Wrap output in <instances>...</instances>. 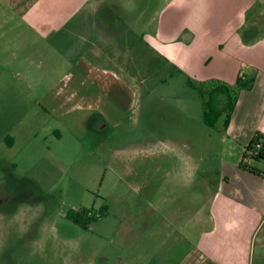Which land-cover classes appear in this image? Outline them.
I'll return each instance as SVG.
<instances>
[{
  "label": "rangeland",
  "instance_id": "1",
  "mask_svg": "<svg viewBox=\"0 0 264 264\" xmlns=\"http://www.w3.org/2000/svg\"><path fill=\"white\" fill-rule=\"evenodd\" d=\"M116 1L129 8L130 0ZM157 15L122 12L121 28L112 37L86 28L69 45L64 29L54 44L35 37L36 44L31 33L28 42L0 40V180L20 194L16 208L0 216V264H183L191 257L211 224L209 201L220 177L213 170L217 150L190 156L195 142L190 135L199 126L187 123L191 132L181 141L170 130L143 126L139 118L120 125L130 137L112 140L113 130L101 126L95 114L79 109L62 117L57 108L67 95L59 87L77 51L87 49L88 77L112 72L127 88L134 111L162 98L190 104L193 122L203 121L209 92L201 85L192 89L182 75H169L170 63L140 41L148 17L154 24ZM51 87L54 92H46ZM46 95L53 105L44 103ZM222 115L212 125L223 126ZM252 165L264 178V160ZM254 192L264 194V183ZM233 213L230 226L238 234L231 245L239 243L246 264H264V221Z\"/></svg>",
  "mask_w": 264,
  "mask_h": 264
},
{
  "label": "crops",
  "instance_id": "2",
  "mask_svg": "<svg viewBox=\"0 0 264 264\" xmlns=\"http://www.w3.org/2000/svg\"><path fill=\"white\" fill-rule=\"evenodd\" d=\"M129 2L126 9L120 8L116 0H0V40L10 45L28 42L31 40L26 34L31 33L36 44L39 39L54 44L58 31L64 29L63 41L69 45L71 36H80V30L86 28H98L96 35L99 37L103 34L112 37L111 31L121 28L119 14L122 12L156 13L154 24L150 17L145 22L147 30L140 36V41L170 63L169 75H182L192 89L201 85L203 93L213 92L214 86L218 85L232 90L238 76L251 79L250 88L232 92L235 101L228 122L224 123L226 112H223V126L214 124L210 127L204 119L201 121L202 118L200 123H194L191 117L194 110L190 104L187 107L182 102H162L159 98L134 111V101H129L127 88L112 72L105 69L96 74L93 71L92 78L88 77L92 71L89 74L86 49L77 51L71 72L66 74L59 87L61 92L63 88L67 89V95L57 107L62 117L79 109L88 115L95 114L101 126L113 130L112 140L130 137L129 132H121L120 125L131 121L135 124L139 118L143 126L159 128L163 133L170 130L175 139L181 141L184 134L190 135L191 128L189 131L187 123L199 126V132L190 135L195 141L190 156L196 157L201 151L207 153L205 156H212L217 150L219 156L212 159L215 162L219 158V164L213 170L220 173V177L218 189L209 201L207 219L211 224L198 236L190 251L191 257H186L183 264H246L241 250H237L239 243L231 245V237L238 233L231 230L230 223L236 217L233 213L236 210L247 216L254 215L255 220L258 217L259 223L264 221V194L254 192L258 184L264 183V178L239 167L244 147L258 136L264 144V0ZM54 88L46 92H54ZM212 95L213 100L209 103L217 111L221 110L225 94ZM122 97H126L127 102H123ZM43 100L46 105H53L48 95ZM100 137L96 135L95 141Z\"/></svg>",
  "mask_w": 264,
  "mask_h": 264
},
{
  "label": "trees",
  "instance_id": "3",
  "mask_svg": "<svg viewBox=\"0 0 264 264\" xmlns=\"http://www.w3.org/2000/svg\"><path fill=\"white\" fill-rule=\"evenodd\" d=\"M250 86H251V79L245 80L242 78V76H238L235 86L232 90H229V88L226 86H221V85L214 86V88L212 89L213 92L208 94L207 103L209 105L208 106L209 112L204 113L206 117V118L204 117V122L206 124L212 125V123L215 122L217 116L221 114V111L225 109L224 111L226 112V116H225L224 123H227L229 119V113L231 112L233 105H234V101H235V98L233 96L234 94L232 92H236V90H239L245 87L248 89L250 88ZM217 93L225 94V97H226L223 108L218 111L209 103L211 100H213L212 94H217ZM214 109L215 111H213ZM257 144L259 145L258 148H256ZM250 150L251 151L253 150V153L252 152L250 153L249 152ZM259 160H264V144L263 143L261 144V142L259 141V136H258V137H255L246 147H244L241 160L239 162V167L252 174L262 175L261 171L257 169L254 165H252V162H258ZM80 213L83 217H85L84 215L87 214L86 210H82ZM79 215L80 214L77 213L75 217H72V220L76 223L79 222L80 220ZM88 218L95 219L96 217L92 216ZM82 224L84 227L86 226V223L83 222Z\"/></svg>",
  "mask_w": 264,
  "mask_h": 264
},
{
  "label": "flooded vegetation",
  "instance_id": "4",
  "mask_svg": "<svg viewBox=\"0 0 264 264\" xmlns=\"http://www.w3.org/2000/svg\"><path fill=\"white\" fill-rule=\"evenodd\" d=\"M19 199L20 194L9 187L5 181L0 180V216L5 215L7 211L15 209Z\"/></svg>",
  "mask_w": 264,
  "mask_h": 264
},
{
  "label": "built area",
  "instance_id": "5",
  "mask_svg": "<svg viewBox=\"0 0 264 264\" xmlns=\"http://www.w3.org/2000/svg\"><path fill=\"white\" fill-rule=\"evenodd\" d=\"M258 147H259V145L257 144V145H256V148H258ZM249 152H250V153H251V152L253 153V150H252V151L250 150Z\"/></svg>",
  "mask_w": 264,
  "mask_h": 264
}]
</instances>
